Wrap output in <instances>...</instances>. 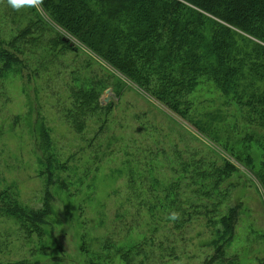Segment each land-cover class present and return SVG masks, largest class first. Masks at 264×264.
Here are the masks:
<instances>
[{
	"label": "trees",
	"instance_id": "trees-1",
	"mask_svg": "<svg viewBox=\"0 0 264 264\" xmlns=\"http://www.w3.org/2000/svg\"><path fill=\"white\" fill-rule=\"evenodd\" d=\"M33 3L23 11L12 9L7 0L0 5L1 10L5 9L0 14V97L7 98L1 86L9 76L25 68L26 79L31 83L52 60L75 52L66 47L68 43L59 40L58 31H63L77 40L90 58L107 65L154 100L169 122L183 129L188 125L192 132L212 144V151L233 156L234 163L220 156V165L194 157L182 162L176 150L172 152L174 160L163 164L168 173L166 182L158 174H152L145 190L137 186L131 171L129 180L136 215L143 212L152 227L146 225L150 237L144 231L141 242L130 240L126 247L116 248L115 253L123 263L144 264L157 243V250L163 253V241L155 237L160 229L166 232H162V237L168 234V239L175 232L186 242L191 222H205L203 228L212 240L202 245L206 251L202 250L200 256L190 255L188 260L198 261L197 264H264V231L254 225L253 210L243 201L249 186L264 201V90L255 86L264 82V0H33ZM20 15L25 22L15 20ZM5 18L13 25L9 33L2 26ZM239 38L246 43L244 46L239 47ZM32 58L41 60L35 70L27 64ZM111 76L120 82L117 76L112 73ZM67 78L69 97L62 100L53 91L48 93L55 99L54 106L64 121L73 126L76 134H81L87 118L103 109L98 101L102 86L97 87L105 81H87L76 68ZM202 85L219 90L226 104L234 100L239 107H249L250 112L242 117L244 124L240 131L245 136L238 142L240 152L232 148L231 136L222 140L225 131L219 121L220 111L205 115L210 123L203 119L201 124L197 120L201 114L189 96ZM19 121L20 116L14 117L11 126L16 127ZM235 126L232 123V128ZM41 127L39 135V129L36 134L39 141L34 145L41 154L37 156V173L40 178L48 176L43 180L41 206L32 209L21 203L12 186L0 191V217L17 224L18 232L25 236V245L33 248L31 256L12 261L0 259V264H50V259L46 261L49 250H61L49 222L55 215L52 205L58 195L53 192V166L68 172L70 165L58 161L51 150L47 129ZM252 145L260 149L259 156L248 154ZM161 153L163 156L165 151ZM161 153L160 149L150 151L154 162L149 163L150 170L155 172L158 166L155 162ZM81 184L75 189L61 182L59 192L66 191L67 198L79 196ZM85 202L76 206L80 215ZM173 212L178 213L175 220L170 219ZM238 224L242 231L246 229L251 244L259 245L250 246L248 251L237 250ZM99 243L98 251L91 254L95 260L91 264H101L102 260L106 263L111 257L108 253L114 244L109 236ZM82 245H86L85 235ZM6 246L4 243L3 248ZM176 250L177 246L169 244L168 256L177 264H186ZM56 258L52 261L60 263L61 258ZM139 258L142 260L138 261Z\"/></svg>",
	"mask_w": 264,
	"mask_h": 264
},
{
	"label": "rangeland",
	"instance_id": "rangeland-1",
	"mask_svg": "<svg viewBox=\"0 0 264 264\" xmlns=\"http://www.w3.org/2000/svg\"><path fill=\"white\" fill-rule=\"evenodd\" d=\"M3 2L5 0H0V5ZM25 7L26 5L22 6L18 11L25 10ZM2 11L5 9L0 8V14ZM21 15L19 18L15 16V20L25 22ZM2 26L8 33L13 28L8 18L4 19ZM58 34L59 40L64 37L69 39L65 45L75 52H67L63 57L52 60L48 67L40 69L31 83L26 79L27 71L23 68L22 72L5 79L1 86L2 93H5L7 98L0 97V191L12 186L14 188L12 191L16 193L21 203L32 209L41 206L43 180L48 176L40 178L37 173L36 168L39 167L37 156L41 154L35 151L34 145L39 141V136H36L37 130L39 129V135L43 125L51 139V150L58 161L70 165L68 172L53 166L55 171L53 192L58 195L57 201L55 200L52 205L55 215L49 222L53 225V234L58 237L61 250L58 252L50 249L46 261L50 259V264H91L95 261L91 254L99 249L98 242L101 243L108 235L114 247L108 253L111 257L105 260L106 263L102 260L101 264H124L120 255L115 253L116 248L126 247L130 240L141 242L144 231L147 237H150L146 225L152 227L145 221L147 218L143 212L139 214L140 217L136 215L138 210L133 206L135 200L129 180L131 171L137 186L145 190L144 185L152 174H158L161 181L166 182L168 173L164 170L163 164L174 160L172 152L176 150L180 152L182 162L194 157L203 158L209 164L220 165L222 164L220 156L224 155L229 162L234 163L233 156L225 155V152L221 155L217 151L218 155L212 151V144L206 142L195 131L192 132L188 125L183 129L174 122H169L164 111L154 100L147 98L138 88L113 73L107 65L94 57L90 58L77 40L63 31H58ZM238 41L239 47L246 44L241 42L240 38ZM28 55L30 56L29 53ZM39 62L40 59L32 58L27 64L29 68L35 70ZM75 68L80 70L87 81L91 79L105 81L97 87L102 86L98 101L103 109L87 118L86 128L81 134H76L73 126L64 121L63 115L58 113L54 106L55 99L48 93L53 91L62 100L69 97V91L66 89L69 81L67 77ZM111 73L117 76L120 82H116ZM255 86L264 90V82H259ZM189 97L195 100L194 104L198 109L196 111L201 114L197 120L201 124H204L205 120L206 123H210L205 116L208 112L214 110L221 112L220 116L218 114L219 121L225 131L221 134L222 140L231 136L232 148L240 152L242 147L238 142L245 136V133L240 131L244 124L242 117L250 112L249 107H239L234 100L226 104L220 91L211 85L199 86ZM16 116H20V121L16 127H12L11 122ZM232 123L236 125L233 128ZM252 146L248 154L252 157L259 156L260 149ZM159 149L160 153L162 150L165 153L163 156L162 153L161 156H157L155 165L163 167L156 166L154 172L148 168L149 163H154L149 153ZM236 166L239 167L238 164ZM61 182L75 189L80 187L79 183L82 182L79 196L67 198L66 191L59 192L61 188L58 184ZM246 190L243 201L253 210L252 219L256 220L254 225L264 231V201L254 188L249 186ZM142 192L145 194V191ZM159 193L161 191L155 194ZM86 195L91 198L86 199ZM84 200L86 202L80 215L76 206L82 204ZM70 216H73L72 220L69 219ZM204 223L191 222L186 242L175 232L168 239V234L162 237V232L165 231L160 229L155 237L163 241L164 252L160 253L157 250V243L150 256L144 259V264H177L168 256L169 244L177 246L176 251L178 255H182V263L197 264L198 261L188 260L190 255L200 256L202 250L207 249L202 245L212 240L210 233L203 228ZM246 232V229L242 231V226L238 224L236 229L238 243L235 245L237 250L246 251L250 246L255 248L259 245L258 242L251 244L246 238L248 237ZM83 235L85 246L82 245ZM23 237L25 236L18 232L17 224L11 219L0 217V244L3 247L4 243L8 245L6 249L0 246L3 248L0 251V259L12 261L29 258L33 248L31 245H25ZM33 240L35 243L36 236ZM36 251H39V248ZM55 258H61L60 263L53 262ZM142 259L139 258L138 261Z\"/></svg>",
	"mask_w": 264,
	"mask_h": 264
},
{
	"label": "clouds",
	"instance_id": "clouds-1",
	"mask_svg": "<svg viewBox=\"0 0 264 264\" xmlns=\"http://www.w3.org/2000/svg\"><path fill=\"white\" fill-rule=\"evenodd\" d=\"M8 5L14 9V10H19L20 7L25 6V5H31L33 3V0H7ZM178 218V213H171L170 219H177Z\"/></svg>",
	"mask_w": 264,
	"mask_h": 264
},
{
	"label": "water",
	"instance_id": "water-1",
	"mask_svg": "<svg viewBox=\"0 0 264 264\" xmlns=\"http://www.w3.org/2000/svg\"><path fill=\"white\" fill-rule=\"evenodd\" d=\"M62 40L64 41V42H69V39L68 38H62ZM70 46H73V44H70Z\"/></svg>",
	"mask_w": 264,
	"mask_h": 264
}]
</instances>
